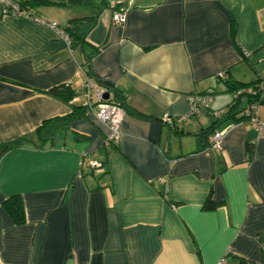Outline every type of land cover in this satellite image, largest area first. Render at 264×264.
Listing matches in <instances>:
<instances>
[{
    "label": "crops",
    "instance_id": "0c3cea01",
    "mask_svg": "<svg viewBox=\"0 0 264 264\" xmlns=\"http://www.w3.org/2000/svg\"><path fill=\"white\" fill-rule=\"evenodd\" d=\"M38 1L33 15L0 6V153L70 112L46 92L59 84L78 94L89 78L122 97L125 116L111 146L85 109L53 146L0 154V264H264V135L213 115L233 104L231 84L257 82L264 121V0ZM120 7L125 21L113 24ZM67 27L72 47L57 32ZM192 93L212 101L186 115ZM214 128L224 129L221 150L210 146ZM12 196L21 223L3 204ZM208 196L219 205L203 209Z\"/></svg>",
    "mask_w": 264,
    "mask_h": 264
},
{
    "label": "built area",
    "instance_id": "2783aa9c",
    "mask_svg": "<svg viewBox=\"0 0 264 264\" xmlns=\"http://www.w3.org/2000/svg\"><path fill=\"white\" fill-rule=\"evenodd\" d=\"M1 13L3 14H16V15H28L26 11L21 9L18 5L17 0H0ZM126 9L124 7H120L115 9L111 14V22L113 24H122L125 21ZM53 26L56 27L55 24ZM57 32L60 38L66 43L67 46H70V38L68 34L64 31L63 28H57ZM225 76L224 70H221L217 73V77L223 78ZM260 86V85H259ZM261 88V86H260ZM107 88H97L93 84V82L86 78L82 83L81 91L76 94L71 101H79V103L84 106L85 109L94 111L96 116L100 121L105 123L108 126V133L105 138V144L108 145L110 142H115L119 138L120 135V124L125 116V110L118 103L104 99L103 95ZM244 89H238L234 91L233 96L237 97L238 94L243 92ZM252 91V93H254ZM80 93V94H79ZM81 95V98H79ZM188 101V110L186 115L192 114H200L208 108L212 101L211 93H192L187 96ZM243 119H248L257 131V136L264 135V121H261L257 114V104L249 102L247 105L240 111ZM223 109L213 110V115L216 118H220L223 116ZM186 115L180 116H169L164 115L162 117V121L165 123H172L174 121H179L183 119ZM224 129H215L210 134V146L213 148L222 149ZM82 161L80 165H82ZM87 165L95 171H99L101 169V163L95 159H88L86 161ZM80 173V172H79Z\"/></svg>",
    "mask_w": 264,
    "mask_h": 264
},
{
    "label": "trees",
    "instance_id": "16d2710c",
    "mask_svg": "<svg viewBox=\"0 0 264 264\" xmlns=\"http://www.w3.org/2000/svg\"><path fill=\"white\" fill-rule=\"evenodd\" d=\"M17 2H18L19 7L21 9H23L24 11H26V13L28 15L35 14L36 11H35L34 6L36 3H39L38 0L17 1ZM71 30L69 27L64 28V31L68 34V36L70 38V46L69 47L74 46L76 43ZM232 31L234 33V28H232ZM231 88L233 90V93H234V91L241 89V88H243L244 91L241 92L240 94H238L237 97L233 96L234 101H233V104L230 106V109L228 111L235 108L236 105L245 97L247 98L248 103L252 102V103L258 104L259 102L262 101V99H261L262 89L260 88V86L257 82L231 84ZM254 90H255V92L252 93V91H254ZM46 92L49 95H51L55 98H58L65 103H69L71 106L70 112L65 114V115H62V116H54V117L43 120L35 128V130L33 132L34 139H30L28 136H22L18 139H15V140H12L10 142L2 144L1 153H3L4 151H6L8 149H12V148L17 147L20 143L25 142V141H31L35 146H38V147L53 146L57 132H59L60 130H66L68 128V125L70 124V122L74 118H76L80 114H82L83 111H85V108H84V106H82L81 103H79V102L75 103V102L71 101L72 98L77 94V92H75V90L71 87V85L69 83L59 84L57 86L49 88L48 90H46ZM118 98L119 99H117L113 96V98H111V99L109 97V100H112V101L118 103L125 110L124 100L122 99V97L120 95L118 96ZM228 111L225 112V114L223 116H221L220 118L227 119V120L228 119H234V121H239V120L243 119L242 115L237 117L236 112H231L229 114ZM220 118H216L217 119L216 121H218ZM214 130H215V128L212 130V132ZM203 132H204V134L209 132V128L204 129ZM113 143L114 142H110L107 146H111ZM253 144H254L253 142L247 143L246 144L247 150H251V147ZM3 204L16 223L23 222V220H24V209H23L21 199L18 196H12V197L5 199ZM218 205H219V202L212 200L210 198V196H208L205 199V201L203 202L202 208L203 209H213Z\"/></svg>",
    "mask_w": 264,
    "mask_h": 264
},
{
    "label": "water",
    "instance_id": "95a60500",
    "mask_svg": "<svg viewBox=\"0 0 264 264\" xmlns=\"http://www.w3.org/2000/svg\"><path fill=\"white\" fill-rule=\"evenodd\" d=\"M120 1H123V0H120ZM109 95H110V89H107V90L104 92L103 98H104V99H108V98H109Z\"/></svg>",
    "mask_w": 264,
    "mask_h": 264
},
{
    "label": "rangeland",
    "instance_id": "374dc122",
    "mask_svg": "<svg viewBox=\"0 0 264 264\" xmlns=\"http://www.w3.org/2000/svg\"><path fill=\"white\" fill-rule=\"evenodd\" d=\"M105 2H109L110 0H104ZM59 142V141H58Z\"/></svg>",
    "mask_w": 264,
    "mask_h": 264
}]
</instances>
